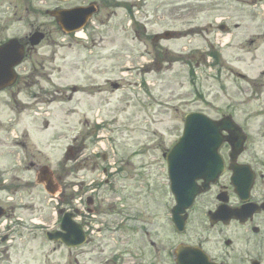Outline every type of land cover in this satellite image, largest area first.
<instances>
[{
	"label": "rangeland",
	"instance_id": "374dc122",
	"mask_svg": "<svg viewBox=\"0 0 264 264\" xmlns=\"http://www.w3.org/2000/svg\"><path fill=\"white\" fill-rule=\"evenodd\" d=\"M19 1L0 0V43L13 37L26 39L37 28L47 37L19 68L23 79L12 90L17 94L20 88L23 93L18 98V102L26 103V108L19 113L21 120L11 122L16 118L12 113L17 114L19 110L12 107L11 93H3L1 101L7 99L10 108L0 106V125L13 126L16 135L23 130L30 135L23 138L28 146L25 148L27 162L48 166L54 175L66 173L75 182L102 184L96 194L86 195L95 199L94 210L103 217L101 220L106 221L107 215L109 219L115 218L114 202L118 200H122L118 209L123 215L136 213L138 219L137 238L135 233L129 235L130 228L112 234L108 228L96 225L92 241L84 248L58 251L57 254L59 248L49 244L40 234L31 237L34 240L26 234L22 244L24 258L20 264H105L123 249L135 251L138 244L145 246L147 251V243L140 239L141 230H149L157 248L173 251L178 242L184 241V236L177 237L170 222L167 221V227L163 225L164 203L170 207L174 204L170 194L165 199L164 154L182 135L184 118L189 113L201 112L216 119L232 115L251 135L244 161L262 166L264 2L202 0L199 13H195L172 9L176 5L172 3L182 4L183 0H149L134 19L128 11L134 0H96L101 10L94 16L93 27L85 31L86 36L66 38L47 13L56 9L55 3L42 0L21 5ZM72 5L58 6L68 8ZM187 12L190 16L177 19L188 15ZM221 20H225L223 23L228 30L219 31L217 21ZM165 30L179 31L186 37L180 39V35H176L172 40L153 45L150 39ZM223 44L225 48L221 50ZM209 51L220 55L217 64L209 58ZM126 67L132 70L127 72ZM191 68L194 75L190 74ZM244 72L252 79L257 78L256 82L250 84L251 79ZM43 73L50 75L51 83L46 81L47 75L38 77ZM239 74L246 75L247 79L240 78ZM37 81H41L42 92L39 87L28 85ZM108 81L120 84L121 89L113 91ZM74 86L80 92L66 105L58 101L44 105L48 102L39 96L41 93L49 97L56 90L58 94L69 93L67 89ZM39 108L44 113H49L50 109L51 117L42 116ZM33 116L37 120H33ZM45 122L48 129L43 127ZM96 122L103 123L100 132L103 141L91 146V133L88 136L87 133ZM0 138H4L3 133ZM74 138L79 139L74 149H82V158L71 167L65 164V151ZM93 153L99 155L96 160L92 158ZM104 155L108 163L103 161ZM104 167H109L112 174L119 167L124 171L118 178L109 179L111 174H103ZM24 177L26 182H33V174ZM147 184L152 186L149 194H145ZM46 197L41 187L29 184L23 191L24 215L21 218L31 216L34 221L53 225L54 204ZM195 212L185 239L204 242L213 254L223 256L227 249L217 241L216 234L193 223L194 219L200 221L199 211ZM227 233L228 238L237 243L232 247L235 263L225 264L247 261L236 260V256L245 258L243 253L254 257V252L242 251L241 236L236 229ZM53 248L57 250L54 252ZM261 251L264 257V249Z\"/></svg>",
	"mask_w": 264,
	"mask_h": 264
},
{
	"label": "flooded vegetation",
	"instance_id": "af4514ba",
	"mask_svg": "<svg viewBox=\"0 0 264 264\" xmlns=\"http://www.w3.org/2000/svg\"><path fill=\"white\" fill-rule=\"evenodd\" d=\"M27 1H29L30 3H38L34 0H20L19 4L24 5ZM76 1H78V3L74 4L72 7L78 6L80 0H76ZM55 3L57 5L56 10H60L58 5H60L61 3L58 2ZM3 4H7V3L3 2ZM79 6H84V5L80 3ZM37 31H41V30L37 28L33 31V33ZM28 38L29 37H27L26 40L24 39H19V40L24 45H27ZM19 79L20 78L18 77L17 82L14 84L12 88L7 89L2 93L11 91L14 87H16L18 85ZM37 85L40 87L39 81L37 82ZM39 96L44 97L40 93ZM48 99L53 101L55 100L53 96H49ZM6 132L7 131H5L4 133ZM8 137L9 136L7 135L5 136L6 139L3 138L1 139L0 150L3 149V147L5 146L3 144H6L5 140H7ZM7 153H9L12 159L13 168L11 171H9L6 166H3L4 163L8 161L7 158L8 154H6L7 157L5 158L3 156L5 153L3 151L0 152V215H1L0 223H2L4 220L7 221L5 227L0 229V264H19L20 261H23L22 260L23 249L20 247V244L19 242H17V238L15 237L17 233L12 232V235L9 237L7 235L9 229L13 227H14V231L18 232V235L21 234L18 231V228L24 226L23 223H20L19 218H21V216L24 215L23 214L24 208L20 203H22L21 201H22L23 191L25 189L26 184L23 181H21L19 175L20 172L24 170L26 165H28L27 166L28 169H34L37 171L36 172L37 180H41L46 183L47 173H46V169H44L45 167L37 168L38 167L37 163L33 161L27 162L28 152L25 151V146L22 140H19L18 137L17 140L13 139L11 151H8ZM71 156L72 153L68 156L67 163L71 162L72 159ZM251 164L253 166V169L256 171L258 178L255 186L251 191L250 202L257 204L261 212L254 214L251 218H248L247 221L244 222L242 225H240L238 222H232L226 227L221 224H218L215 227H211L210 230L212 231L216 230L219 233L218 236L221 237L223 234L224 235L227 234V230L229 232L230 230H232V228H234L236 229L237 234L241 236V240H243L247 244H254L257 247V244L264 241V170L261 168L257 169L254 163ZM41 171H43V173H41ZM261 171L262 173H260ZM9 174L11 176H9ZM54 180L52 181V183H50L51 185L46 184L45 187H47V189H49L50 192L56 193V189H58L57 185L60 186V191L58 194H55V196L56 195L59 196L58 197L59 203H61V209L59 210V214H61L62 212L61 210L69 207L71 208L72 206L74 196L69 193V190L72 189L73 180L69 178L68 174L66 173L65 175L55 176ZM220 182L216 186H214L208 194L202 197H206L214 191L216 194L220 192V190L223 187L221 186ZM85 187H86L85 185L83 184L81 185L82 190H84ZM86 191H87L86 193H88L89 188ZM94 203H95V199H94ZM230 204L232 206H237L236 202L233 201ZM57 229H54V231H56ZM86 230L88 233L89 228L87 226H86ZM133 233H135L134 237L137 238L138 233L136 232L135 228L131 229V234ZM140 233H141L140 239H143L141 241L147 243L148 245L147 251L145 246L143 247L140 246V244H138V247L135 248V251L129 250L128 252H126V250H122L120 251V257L118 259H113V258L108 259L107 261H105V264H114L108 261H118V260H120L121 264H175L176 259L174 257H170V255H172V251H170L169 248L168 249H165L163 247L157 248L156 244L150 238V235L147 231L141 230ZM89 236L90 235L88 234V241L90 240ZM10 237L12 238L11 241L9 242L8 238ZM54 245L59 249L64 248L68 252H71V249H67L66 247H63V245L60 242L54 243ZM263 249H264V245H263ZM56 250L57 248L53 249L54 252ZM125 256H127V258H125ZM263 259H264L263 254H261L259 258H257L255 261L254 259H250V261H243V264H264Z\"/></svg>",
	"mask_w": 264,
	"mask_h": 264
},
{
	"label": "water",
	"instance_id": "95a60500",
	"mask_svg": "<svg viewBox=\"0 0 264 264\" xmlns=\"http://www.w3.org/2000/svg\"><path fill=\"white\" fill-rule=\"evenodd\" d=\"M79 12L73 13L78 20L71 29H78L83 25L80 19L83 20L85 16L77 15ZM55 15L59 17V14ZM42 39V35L35 34L31 39L32 46L39 44ZM22 57L23 48L16 40L10 41L0 48V88L13 81L10 70L21 61ZM223 131L230 135L220 137ZM245 139V136L230 118L219 122H213L201 116L187 118L184 137L174 148L173 158L169 162L171 187L177 202V206L173 210L174 222L179 230L183 229V222L179 219V215L185 213L191 207L195 197L201 192L207 191L209 184L213 183L224 170L222 161L216 156L221 143L228 142L232 146L231 158L235 161L243 150ZM199 179L204 180L203 190L196 185V181ZM234 184L241 188L237 189V192H240L242 181L234 180ZM225 216L226 212L220 209L218 214L212 216V219ZM76 228L68 220H64L62 229L69 234L62 238L68 246L80 245L82 242L80 230H76ZM203 264L208 263L203 262Z\"/></svg>",
	"mask_w": 264,
	"mask_h": 264
},
{
	"label": "bare ground",
	"instance_id": "6f19581e",
	"mask_svg": "<svg viewBox=\"0 0 264 264\" xmlns=\"http://www.w3.org/2000/svg\"><path fill=\"white\" fill-rule=\"evenodd\" d=\"M81 37V36H80Z\"/></svg>",
	"mask_w": 264,
	"mask_h": 264
}]
</instances>
